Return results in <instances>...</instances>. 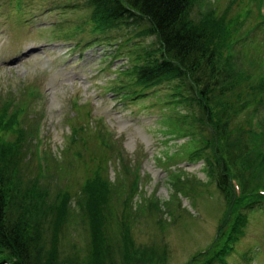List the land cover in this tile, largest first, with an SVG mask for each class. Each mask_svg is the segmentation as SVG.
Segmentation results:
<instances>
[{
  "label": "rangeland",
  "instance_id": "obj_1",
  "mask_svg": "<svg viewBox=\"0 0 264 264\" xmlns=\"http://www.w3.org/2000/svg\"><path fill=\"white\" fill-rule=\"evenodd\" d=\"M213 2L219 16L233 20L235 36L253 26L248 13L254 0H218L217 7ZM87 3L0 0V98L10 96L20 102L19 106L25 109L21 122L38 121V110L43 112L40 148L43 146L52 155L49 171L55 177L51 181L57 178V182H62L61 187L43 186L52 200L42 208L46 212L59 209L55 198L58 191L69 193L73 207L86 181L99 174L123 191V195L114 194L100 220L94 216V221L102 224L98 228L96 223V237H107L106 245L113 249L114 257L119 260V255L123 261L134 262L136 249L143 248L141 258L152 259V264H189L217 245L225 197L209 179L205 161L190 155L189 143L194 135L188 129L189 122L177 117L185 114L186 108L169 103L165 97L167 89L149 88L143 96L124 95L119 90V74L129 66L131 47L114 54L115 46L103 37L97 36L100 42L95 40L87 32L92 26V7ZM248 41L252 51L264 55V26ZM240 48L243 51L242 43ZM255 79L256 82L258 78ZM252 85L246 92L251 91ZM31 86L43 97L29 99L26 91ZM258 100L255 93L250 104L244 102L239 112L233 109L223 117L229 122L226 136L230 134L234 139L245 132L249 113ZM236 102L240 103V98ZM236 102L233 106L239 104ZM92 119L103 120L107 124L104 128L114 133L101 140L98 133L103 129ZM74 128L79 130V136L77 142L71 143L68 136ZM198 128L210 136L207 127ZM0 134L4 138L21 137L19 132L8 130H0ZM256 147L233 144L231 159L237 156L243 170L251 168L253 161L264 155V142L260 145L259 140ZM10 156L19 158V152ZM138 165L142 174L140 186L129 194L133 168ZM32 166L35 167L34 162ZM257 174L258 183L264 186V169ZM233 175L239 176L238 171ZM154 197L158 203L153 202ZM156 204L160 209L153 210L157 209ZM70 205L67 209L72 210ZM91 230L87 223L74 231L70 227L61 230L59 252L60 258L68 261L65 264L74 260V264H96ZM124 236L130 238L124 240ZM233 250L227 264H264V205L249 211L245 232ZM111 260H115L112 254Z\"/></svg>",
  "mask_w": 264,
  "mask_h": 264
},
{
  "label": "trees",
  "instance_id": "obj_2",
  "mask_svg": "<svg viewBox=\"0 0 264 264\" xmlns=\"http://www.w3.org/2000/svg\"><path fill=\"white\" fill-rule=\"evenodd\" d=\"M86 1L92 7V26L87 32L98 42L100 39L97 36H100L115 46L114 54L121 53L129 45L131 47L127 62L129 66L119 74V90H123L124 95L143 96L149 88L167 89L165 97L168 102L179 103L186 108L185 114L177 117L189 122L188 129L194 135L189 143L190 155L205 161L209 179L216 183L226 200L217 245L208 253L199 255V258L195 257L189 264L224 262V257L233 250L232 245L237 244L245 232L249 211L256 205H264V195L255 191L263 186L258 183L257 171L264 169V155L253 161V167L244 170L237 156L231 159L233 144H248L252 149H257L259 140L260 145L264 142V55L248 47L249 38L264 26V20L258 13V0H254L258 4H254L248 13L253 18V26L238 36H235L233 20L219 16L220 12L212 7L211 0L209 6L205 4L206 0ZM216 1L213 2L214 7H217ZM250 84H253L251 91L246 92ZM255 93H258L259 100L249 113L245 132L234 139L230 134L226 136L225 126L229 122L224 119L225 116L231 114L230 110L233 109L239 112L244 102L250 104V98ZM8 98H0V130L3 133L7 130L19 132L21 137L16 135L11 139L0 134V264H65L68 261L60 258L59 233L69 227L74 231L75 227L84 223L91 224L92 238L94 236L92 250L93 258L95 255L96 258L92 263L152 264V259L141 258L143 248L136 249L134 262L123 261L119 255L118 260L114 257L113 249L106 245L107 237H96L97 222L94 216L100 220L105 206L113 201L114 194L123 195L118 185L101 175L97 174L86 181L73 207L69 193L57 190L59 194L55 198L58 199L59 209L46 212L42 208L45 202L52 200L49 190L43 186L61 187L62 182H57V178L55 182L51 181L55 175L51 176L49 171L52 155L48 151H45L47 171L45 174L41 171L36 150L39 120L21 122L20 115L25 113V109L20 106L11 108L10 102L15 98ZM236 98H240L241 102H236ZM235 102L239 104L233 106ZM211 103L215 106H211ZM253 115L260 116V135L251 128ZM92 121L103 129L98 133L101 140H105L107 135L111 136L100 121ZM198 127L202 130L207 127L210 136L202 134ZM78 136L79 130L74 128L68 137L74 143ZM224 139L227 141L225 147L221 148ZM104 143L110 146L109 142ZM18 152L19 158H11L12 153ZM33 162L35 167L32 166ZM235 171L239 176L233 175ZM233 178H239L243 185L239 198L235 194ZM139 186V178L133 168L129 194L136 192ZM158 201V198H153V202ZM68 204L72 210L67 209ZM155 206L157 209L153 207V210L160 209L159 204ZM110 209H113L112 205ZM42 212L45 213L41 217ZM97 224L98 228L102 225ZM98 232L103 233L99 229ZM129 238L124 236V240ZM111 254L115 260H111ZM74 261L68 264H74Z\"/></svg>",
  "mask_w": 264,
  "mask_h": 264
}]
</instances>
